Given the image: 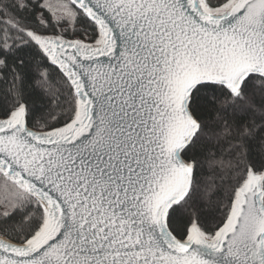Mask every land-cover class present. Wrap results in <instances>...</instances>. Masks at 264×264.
Here are the masks:
<instances>
[{
	"label": "snow or ice",
	"instance_id": "snow-or-ice-1",
	"mask_svg": "<svg viewBox=\"0 0 264 264\" xmlns=\"http://www.w3.org/2000/svg\"><path fill=\"white\" fill-rule=\"evenodd\" d=\"M0 264H264V0H0Z\"/></svg>",
	"mask_w": 264,
	"mask_h": 264
}]
</instances>
